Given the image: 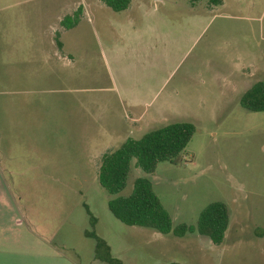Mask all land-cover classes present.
I'll list each match as a JSON object with an SVG mask.
<instances>
[{
	"label": "rangeland",
	"instance_id": "rangeland-1",
	"mask_svg": "<svg viewBox=\"0 0 264 264\" xmlns=\"http://www.w3.org/2000/svg\"><path fill=\"white\" fill-rule=\"evenodd\" d=\"M29 60L49 71L51 126L1 175L0 264H104L91 231L122 264H264V112L240 103L264 82V0H131L120 12L103 0H0V77ZM173 123L196 128L175 161L147 175L133 160L121 193L102 188L105 154ZM138 178L152 182L173 228L226 204L222 244L116 219L109 202Z\"/></svg>",
	"mask_w": 264,
	"mask_h": 264
},
{
	"label": "trees",
	"instance_id": "trees-1",
	"mask_svg": "<svg viewBox=\"0 0 264 264\" xmlns=\"http://www.w3.org/2000/svg\"><path fill=\"white\" fill-rule=\"evenodd\" d=\"M115 12L128 9L131 0H103ZM192 3L200 0H190ZM215 5L220 0H211ZM82 16L80 7L73 15L64 17L61 26L70 30L79 23ZM58 45L60 46L59 42ZM241 106L250 112H264V82H258L248 89L241 98ZM196 128L191 123H173L145 134L141 139H127L117 150L102 157L99 169V183L111 195L121 193L128 182L132 161L145 174L153 175L160 163L173 162L191 142ZM113 216L127 226L150 228L167 235L183 238L197 233L211 240L215 245L224 241L230 222L229 209L222 202H213L200 213L195 225L181 224L173 228L172 218L156 194L152 182L138 178L132 193L118 197L108 204ZM96 219L91 217L94 227ZM86 237L94 239L95 259L104 264H122L112 255L111 247L94 231L86 232Z\"/></svg>",
	"mask_w": 264,
	"mask_h": 264
},
{
	"label": "crops",
	"instance_id": "crops-1",
	"mask_svg": "<svg viewBox=\"0 0 264 264\" xmlns=\"http://www.w3.org/2000/svg\"><path fill=\"white\" fill-rule=\"evenodd\" d=\"M15 46H31L33 40L18 39L14 41ZM61 48V43L59 42ZM30 65L19 64L21 68L15 67L4 70L9 80L0 77V191L4 194L7 185L4 183L5 175L15 163L17 157H30L33 148L29 143L45 139V131L49 132L51 126V94L52 90L45 79L49 78V71H45V63L42 69L35 71V63L31 60ZM6 66V65H3ZM49 80V79H48ZM47 116V118L45 117ZM36 135L41 136L36 138ZM48 135V133H47ZM29 148V149H28ZM30 151V152H29ZM9 202L14 205L12 197ZM0 199H3L0 198ZM99 262V261H98ZM102 263V262H100Z\"/></svg>",
	"mask_w": 264,
	"mask_h": 264
}]
</instances>
